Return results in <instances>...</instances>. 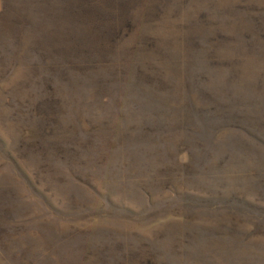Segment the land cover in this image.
Returning a JSON list of instances; mask_svg holds the SVG:
<instances>
[{"label": "rangeland", "instance_id": "374dc122", "mask_svg": "<svg viewBox=\"0 0 264 264\" xmlns=\"http://www.w3.org/2000/svg\"><path fill=\"white\" fill-rule=\"evenodd\" d=\"M0 264H264V0H0Z\"/></svg>", "mask_w": 264, "mask_h": 264}]
</instances>
